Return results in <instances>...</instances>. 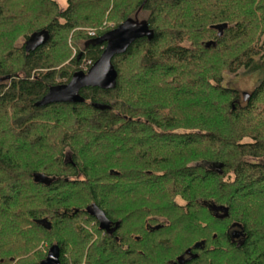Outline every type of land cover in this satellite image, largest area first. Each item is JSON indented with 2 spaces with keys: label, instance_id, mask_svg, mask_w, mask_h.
<instances>
[{
  "label": "trees",
  "instance_id": "obj_1",
  "mask_svg": "<svg viewBox=\"0 0 264 264\" xmlns=\"http://www.w3.org/2000/svg\"><path fill=\"white\" fill-rule=\"evenodd\" d=\"M64 1L0 0V264H38L45 243L63 264H179L201 241L184 264H264V0ZM129 19L152 36L115 56L114 89L36 105ZM241 70L259 76L247 98L223 85Z\"/></svg>",
  "mask_w": 264,
  "mask_h": 264
},
{
  "label": "water",
  "instance_id": "obj_2",
  "mask_svg": "<svg viewBox=\"0 0 264 264\" xmlns=\"http://www.w3.org/2000/svg\"><path fill=\"white\" fill-rule=\"evenodd\" d=\"M227 27L228 24L214 26L219 31V36L223 34ZM151 36L152 30L148 22L129 19L94 39L93 42L96 44H105V49L98 60L91 65L88 71L76 73L69 83L50 87L48 93L36 105L41 107L54 103H77L82 100L81 91L88 87L114 89L118 78V71L113 64L115 56L124 54L136 40L150 38ZM38 45L39 43L31 44L27 47V50L35 49ZM247 97L248 93H245V98ZM34 181L46 184L48 182L47 177L42 173H35ZM86 211L96 218L100 229L108 234H113L119 227V223L113 226V222L107 217L106 213L95 203L88 206ZM40 223L48 230L52 228V223L47 218L42 219ZM233 226L238 227L233 231L232 236L234 239L245 236L241 224L235 223ZM160 227V225H157L154 229L158 230ZM243 242L241 240L239 245H242ZM205 244V241L197 242L193 248L186 251L185 255L179 256L177 262L184 264L186 261L198 258L199 255L194 253L193 249H202ZM38 264H63L60 246L57 244L51 246L46 258Z\"/></svg>",
  "mask_w": 264,
  "mask_h": 264
},
{
  "label": "rangeland",
  "instance_id": "obj_3",
  "mask_svg": "<svg viewBox=\"0 0 264 264\" xmlns=\"http://www.w3.org/2000/svg\"><path fill=\"white\" fill-rule=\"evenodd\" d=\"M59 3L61 7L63 8L67 7V3L64 0H59ZM113 25H114V22L111 21L106 26L112 27ZM106 26H103L104 29ZM87 31H89V34H92V35H94L97 32L95 31V29H88ZM263 41H264V35H263ZM72 47H73V53L75 55L76 48L73 45ZM258 82H259V76L257 74L247 73V72H244V70H241L237 74H228V73L225 74L223 85L239 90L241 93V96L243 97L245 93L252 92L257 86ZM47 247H48V244L45 243L41 248V250L43 252H46V254L48 253V250H49Z\"/></svg>",
  "mask_w": 264,
  "mask_h": 264
},
{
  "label": "flooded vegetation",
  "instance_id": "obj_4",
  "mask_svg": "<svg viewBox=\"0 0 264 264\" xmlns=\"http://www.w3.org/2000/svg\"><path fill=\"white\" fill-rule=\"evenodd\" d=\"M113 226H114V224H113ZM233 230H234V228H233ZM233 230L231 231L232 234H233ZM241 238H242V237H240L239 239H234V238H233V242H235V244H236V243H239V242L241 241Z\"/></svg>",
  "mask_w": 264,
  "mask_h": 264
}]
</instances>
